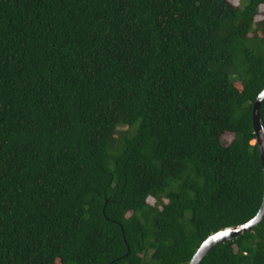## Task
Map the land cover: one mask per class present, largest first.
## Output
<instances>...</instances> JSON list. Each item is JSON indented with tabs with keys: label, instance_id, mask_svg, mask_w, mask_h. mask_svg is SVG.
Returning a JSON list of instances; mask_svg holds the SVG:
<instances>
[{
	"label": "trees",
	"instance_id": "obj_1",
	"mask_svg": "<svg viewBox=\"0 0 264 264\" xmlns=\"http://www.w3.org/2000/svg\"><path fill=\"white\" fill-rule=\"evenodd\" d=\"M262 7L0 0V264H189L251 221ZM200 264H264V219Z\"/></svg>",
	"mask_w": 264,
	"mask_h": 264
},
{
	"label": "water",
	"instance_id": "obj_2",
	"mask_svg": "<svg viewBox=\"0 0 264 264\" xmlns=\"http://www.w3.org/2000/svg\"><path fill=\"white\" fill-rule=\"evenodd\" d=\"M264 100V91L257 97L252 109V126L255 135L254 143L258 147L263 173V198L261 207L257 215L248 223L222 229L219 232L210 235L198 248L189 264H200L206 254L215 246L227 241L236 239L238 236L252 230L264 219V130L260 123L259 108Z\"/></svg>",
	"mask_w": 264,
	"mask_h": 264
},
{
	"label": "rangeland",
	"instance_id": "obj_3",
	"mask_svg": "<svg viewBox=\"0 0 264 264\" xmlns=\"http://www.w3.org/2000/svg\"><path fill=\"white\" fill-rule=\"evenodd\" d=\"M231 4L234 5V6H238V4L240 3V0H230ZM260 12L261 14L256 18V21H260L261 19H263L264 17V7L260 8ZM228 139L224 138L223 139V143H227ZM149 204H153V201L152 200H149L148 201Z\"/></svg>",
	"mask_w": 264,
	"mask_h": 264
}]
</instances>
